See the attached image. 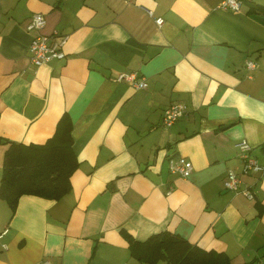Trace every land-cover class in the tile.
<instances>
[{
    "label": "crops",
    "instance_id": "1",
    "mask_svg": "<svg viewBox=\"0 0 264 264\" xmlns=\"http://www.w3.org/2000/svg\"><path fill=\"white\" fill-rule=\"evenodd\" d=\"M220 3L0 0V180L7 141L44 142L64 114L78 160L57 199L0 195V264H167L126 238L166 229L231 264H264V170L242 173L235 146L246 139L264 164V0ZM35 11L40 32L66 34L63 57L31 61ZM129 71L146 86L116 79ZM174 102L187 112L164 125ZM178 156L187 176L169 169ZM229 168L252 197L224 186Z\"/></svg>",
    "mask_w": 264,
    "mask_h": 264
},
{
    "label": "trees",
    "instance_id": "2",
    "mask_svg": "<svg viewBox=\"0 0 264 264\" xmlns=\"http://www.w3.org/2000/svg\"><path fill=\"white\" fill-rule=\"evenodd\" d=\"M72 123L64 114L44 142L9 140L4 151L0 195L14 206L23 193L57 199L69 191L70 174L78 160L71 148ZM132 254L141 260L159 258L167 264H231L223 251L205 249L171 230H160L139 240L126 234Z\"/></svg>",
    "mask_w": 264,
    "mask_h": 264
},
{
    "label": "built area",
    "instance_id": "3",
    "mask_svg": "<svg viewBox=\"0 0 264 264\" xmlns=\"http://www.w3.org/2000/svg\"><path fill=\"white\" fill-rule=\"evenodd\" d=\"M221 6L232 10H239L241 0H221ZM148 12H151L149 10ZM162 17H155L157 23L162 22ZM45 24V16L41 11H35L32 13L30 20L26 27L30 31H34L30 41L29 51L30 59L34 64H40L46 62L54 57H63L65 55L63 46L66 41V34L55 32L47 34L40 32V29ZM246 64L248 67H254L255 62L247 60ZM118 80H126L136 87L146 86V81L143 77H138L136 72H121L116 77ZM187 112V106L181 102H174L165 108L162 116V123L164 125L172 124L179 116ZM235 146L240 151L242 157V173H252L264 170V164L261 163L256 157L250 155L251 146L246 139H240L235 142ZM192 162L184 156L170 157L169 158V169L177 172L183 176H187L192 171ZM242 178L234 168H229L224 179V186L228 189L239 190L245 196L252 197L253 193L246 185H242ZM8 227H4L0 231V249L5 250L8 247L7 242L3 239L7 233ZM39 264H51L47 259L41 260Z\"/></svg>",
    "mask_w": 264,
    "mask_h": 264
}]
</instances>
